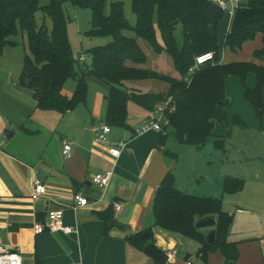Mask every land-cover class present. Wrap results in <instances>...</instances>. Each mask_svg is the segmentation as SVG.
Instances as JSON below:
<instances>
[{"label":"crops","instance_id":"1","mask_svg":"<svg viewBox=\"0 0 264 264\" xmlns=\"http://www.w3.org/2000/svg\"><path fill=\"white\" fill-rule=\"evenodd\" d=\"M254 1L238 0V8L248 7ZM227 16L228 24L223 20L216 33L219 44L220 39L224 38L223 50L220 45L221 64L250 61L261 64L254 59V55L250 59L237 60L226 55L229 49L225 45L226 37L234 19L229 14ZM177 33L180 30H176V36ZM159 39L161 41L160 36ZM255 40L257 42L252 43L255 45L251 47L253 54L262 47L261 35ZM233 55L237 56L238 53ZM238 80V77L230 76L226 81V95L230 101L229 117L234 121V117L239 116L245 123V127L239 128L263 135L264 117L262 120L257 117L245 98V87ZM6 85L8 91H0V243L18 252L24 264H157L145 253L130 246L127 237L154 226V199L169 171H173L176 177V187L186 194L221 198L223 206L227 198H235L236 211L228 212L235 217L229 236V242L238 244L239 258L235 264H264V146L263 142L256 141L255 134L244 142L240 156L233 159L239 165L235 176L244 181L243 188L235 194L225 195L223 181L225 177H231L230 174L222 176L221 182L208 183L207 174L193 166V171H190L192 183L185 180L184 174L178 169V155L168 149L170 137L179 143L171 129L134 137L135 130L150 112L134 104L137 106V118L132 121L129 108L133 103L128 105L130 128L112 127L110 143L96 144L97 129L107 124L105 108L108 109V85V91L103 94L98 92L96 108L88 106V92L86 104L64 115L57 112H54L57 115H49L50 112L39 110L44 112L40 114L36 111L37 101L33 91H25L19 80L13 87L9 81ZM256 85L255 74H250L247 87L254 89ZM168 92L169 85L165 91L144 94ZM229 126L228 122L226 125L217 124L214 132L216 140L230 135L225 146L234 136L233 128L232 134L228 131ZM122 140L128 141L122 156L119 159L111 157L109 148ZM68 144L72 145L70 156L64 154ZM193 148L197 151L203 149ZM222 151L226 152L225 149ZM107 172H113V180L109 189L102 192L93 179ZM36 178L45 183L48 194L33 201L32 184ZM206 183L208 186H205ZM86 190L99 198L90 201L87 207L74 209V195ZM116 202L124 206V211L119 215L113 210ZM59 208L64 209L65 224L77 227V233L66 235L47 232L35 235L34 225L37 222L44 223L48 212ZM106 212H112L109 234L105 233V221L99 217V214ZM211 230L202 229L206 234ZM153 231L156 245L165 255L171 249L176 253V257L171 262L167 259L166 264H185L187 261L193 264H225L220 251L211 254L205 263L197 256L199 245L195 253H188L181 250L184 237L181 236V243L176 244V238L180 235L168 233L159 227H154Z\"/></svg>","mask_w":264,"mask_h":264},{"label":"trees","instance_id":"2","mask_svg":"<svg viewBox=\"0 0 264 264\" xmlns=\"http://www.w3.org/2000/svg\"><path fill=\"white\" fill-rule=\"evenodd\" d=\"M75 8L90 9L92 29L89 36L110 37L108 45L90 51L92 63L87 73L74 71L76 60L66 29V15L62 3L51 0L40 7L39 0H0V55L7 47H16L11 37L26 36L29 54L19 84L33 91L36 109L66 114L79 105L86 104L88 85L86 75L91 74L110 87L107 124L129 129L128 105L133 103L148 112L167 97H173L176 111L167 113L170 128L176 140L185 145L203 148L215 137L217 124L226 125L230 101L226 95V81L238 77L245 86V98L254 108L257 117H264V0H255L248 7L235 11L225 45L237 54L247 42L262 37V47L254 52V61L221 64L220 44L217 36L225 12L209 0H132L136 25L132 26L125 15L124 3L113 2L107 12V0H70ZM42 11L52 22L38 25L36 13ZM182 27V44L176 38V30ZM125 32L134 33L129 37ZM161 37V41L159 39ZM146 41L158 55L168 54L174 61L180 78H173L155 70L145 69L148 57L139 44ZM214 53L215 62L201 66L188 83L186 77L197 56ZM255 74L257 85L247 87V78ZM69 79L76 81L72 96L64 94ZM157 80L169 85L167 94H144L129 91L124 84L130 81ZM234 125L245 127L244 121L234 117ZM228 134L215 140V146L224 150ZM165 137H163L164 141ZM168 154V153H166ZM170 155V154H169ZM177 159L176 156H173ZM244 181L225 177L223 192L231 195L239 192ZM112 212L99 214L105 221V233H110ZM154 226L127 237L130 246L145 253L157 264H166L165 253L158 248L154 227L195 241L199 245L197 256L207 263L209 256L220 251L225 264H235L239 258L238 244L229 242L234 215L226 212L221 198H202L186 194L176 187V177L169 171L160 186L153 203ZM214 217L217 224L216 244L210 245L207 235L196 227L198 220Z\"/></svg>","mask_w":264,"mask_h":264},{"label":"rangeland","instance_id":"3","mask_svg":"<svg viewBox=\"0 0 264 264\" xmlns=\"http://www.w3.org/2000/svg\"><path fill=\"white\" fill-rule=\"evenodd\" d=\"M62 3L65 15H66V29L67 34L71 43L73 57L76 60L74 65V71L78 73H87V68L92 63V57L90 55V51L96 49L98 47H103L109 44L111 41L110 37L104 36H89V32L92 29V12L90 9L85 8H75L70 0H58ZM51 0H39L40 7H44L49 5ZM113 2H123L124 3V10L126 14V18L130 22L131 25L136 23V16L133 14L131 5L132 0H107V12L110 11V5ZM226 24H228V16L227 14L224 17ZM36 21L38 25L46 24L49 29L52 28V22L49 17H46L42 11L36 13ZM180 30V33H177L178 36V43L181 45L183 36H182V29L180 27L177 28ZM125 34L129 37H134V33L132 32H125ZM176 36V38H177ZM10 41H15L18 45L16 47H7L5 52L0 55V91H8L6 82L9 81L11 83V87L18 82L21 72L24 66V58L26 54H29L28 48V41L26 36L19 34L17 37H11ZM257 42V40L251 41L249 46H244L241 52H238L237 56H234L233 52L230 49H227L226 55L228 57H232V59H250L253 57L252 48ZM139 44L145 54L148 57V62L146 65L143 66L145 69L155 70L159 73L164 75L179 78V73L176 71L174 66L173 59L166 53L162 55H158L154 52L153 48L144 40L139 39ZM220 45L222 50L224 48V38L223 40L220 39ZM251 45V46H250ZM85 57V61H81V57ZM3 67L7 69L4 70ZM4 70L3 72H1ZM240 81V80H238ZM86 82L88 85V89L90 92L89 99H88V106L92 109L96 108V98L98 96V92L102 93L104 91H108L107 84L97 77L87 74L86 75ZM242 87V81H240ZM168 87L167 83L156 81V80H147L144 82H128L125 84L124 88L129 91H137L143 93L149 92H157V91H165ZM76 89V81L74 79H69L64 88V94L67 96H72ZM133 89V90H131ZM12 91V89H11ZM25 91H30L29 89H25ZM104 98H106V94H104ZM106 103L105 99L102 98V101ZM134 104L130 106L129 111L131 115V120L134 121L137 118L136 111H135ZM230 109V108H229ZM228 109V111H229ZM40 114L44 112H40L39 110L35 109ZM107 109L105 108V112ZM37 112V113H38ZM48 113V112H46ZM49 115H57L54 112H50ZM229 115V114H228ZM229 132L232 134L231 128H233V135L232 139L230 140L229 144L226 145L225 151L218 149L214 146V142L216 137H213L206 146L197 151L191 146H184L177 143L175 140L170 137L168 143V149L172 154L178 155L180 164L178 165V169L184 174L185 180H189L188 182L192 183L190 179V171H193V166L197 167L198 170L202 169L208 176V183L217 182L219 180L221 182V177L225 176L226 174H230L232 178H236L239 176H235V172H237L239 165L234 162L233 159H236L240 156V151L244 147V142L250 140L252 134H255L257 142H263L262 145L264 146V134H260L254 130H244L239 128L236 125H233V118L229 117ZM170 131V128H168ZM227 130V129H226ZM227 142V143H228ZM193 167V168H192ZM200 167V168H199ZM235 176V177H234ZM241 179V178H240ZM208 183L205 186H208ZM222 191V190H221ZM227 198V197H226ZM235 198H227L226 203L224 205V210L226 212H235L236 211V202L234 201ZM210 228H206L205 231H209ZM176 244L181 243V236H177ZM184 243L181 246L182 251H187L188 253H195L196 247L198 248V244L189 239L183 238ZM131 251V250H130ZM134 251V250H133ZM170 251L174 252V249ZM131 256V253H130ZM201 264V263H200Z\"/></svg>","mask_w":264,"mask_h":264},{"label":"built area","instance_id":"4","mask_svg":"<svg viewBox=\"0 0 264 264\" xmlns=\"http://www.w3.org/2000/svg\"><path fill=\"white\" fill-rule=\"evenodd\" d=\"M216 3L225 13L234 17L236 9H238V0H209ZM80 60L85 61V57H81ZM215 62V54L205 53L197 56L195 64L189 69L186 81L190 83L192 77L197 73L201 66L207 64H213ZM175 112L176 106L173 103V97H167L164 101L156 105L155 109L150 112L149 116L143 122V124L135 130L134 137L141 136L151 131H163L164 126L169 124L167 113ZM112 133V127L108 124H103L97 129V135L95 142L98 145H107L110 143V135ZM1 141V136H0ZM128 146V141L122 140L119 143L109 148V154L111 157L119 159L122 153ZM72 145L68 144L64 148V154L70 156ZM1 151V146H0ZM113 180V172L101 173L94 177L93 182L98 186L102 192H106ZM48 194V189L45 183L36 178L32 184L31 198L33 201H37ZM74 209L87 207L90 204L89 198L84 193H76L74 195ZM113 210L116 215L121 214L124 211V206L120 202H116L113 205ZM65 212L64 209H53L48 212L47 219L44 223L37 222L34 225L35 235H42L44 233H64L70 235L77 233L78 229L74 226H68L64 221ZM167 259L171 262L176 253L170 251L167 253ZM0 264H24L21 256L18 252L11 250L8 246L0 243ZM185 264H193L191 261H187Z\"/></svg>","mask_w":264,"mask_h":264},{"label":"water","instance_id":"5","mask_svg":"<svg viewBox=\"0 0 264 264\" xmlns=\"http://www.w3.org/2000/svg\"><path fill=\"white\" fill-rule=\"evenodd\" d=\"M91 185V184H89ZM84 195H86L89 198V201H94L96 198H99V196L95 195L89 190H86L84 192ZM121 199H118V201ZM217 224V221L214 217H206L203 219H200L196 223V227L198 229H206V228H214ZM207 241L210 245H215L216 244V230H211L210 233L207 235Z\"/></svg>","mask_w":264,"mask_h":264}]
</instances>
